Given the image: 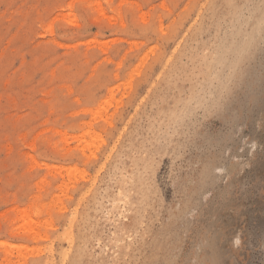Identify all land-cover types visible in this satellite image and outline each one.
Instances as JSON below:
<instances>
[{"label": "rangeland", "instance_id": "374dc122", "mask_svg": "<svg viewBox=\"0 0 264 264\" xmlns=\"http://www.w3.org/2000/svg\"><path fill=\"white\" fill-rule=\"evenodd\" d=\"M246 2L0 0V264H264Z\"/></svg>", "mask_w": 264, "mask_h": 264}, {"label": "bare ground", "instance_id": "6f19581e", "mask_svg": "<svg viewBox=\"0 0 264 264\" xmlns=\"http://www.w3.org/2000/svg\"><path fill=\"white\" fill-rule=\"evenodd\" d=\"M222 1V0H221ZM240 1V0H239ZM215 2V1H214ZM226 2V1H225ZM229 2V4H230V1H227V3ZM259 2H260V0H247V2L246 3H249L248 4V6H246V9H247V17H246V21H244L245 22V24L243 25L244 26V35L245 36H247V35H249V33L250 32H255V28H256V25L257 26H259V24H260V21L261 20H263L264 19V7H263V4H264V2H263V4L261 3V4H259ZM218 3V2H217ZM222 3V2H221ZM238 3V2H237ZM237 3H236V0H233V10H234V15H233V21H234V25L233 26H235L236 27V29H239V23L240 24H242V19H241V17H239V15H238V6H237ZM242 3V2H241ZM245 4V3H244ZM243 4V5H244ZM225 5V4H224ZM212 6V5H211ZM223 6V5H222ZM217 7H218V5H217ZM227 7V6H226ZM240 7H243V6H240ZM222 8V7H221ZM232 8V7H231ZM223 9V8H222ZM221 9V10H222ZM245 9V10H246ZM215 10H216V8H215ZM233 10H231V11H233ZM240 11H241V8L239 9ZM212 11H214V10H212ZM219 11V10H218ZM243 11V10H242ZM215 12V11H214ZM246 12V11H245ZM212 13V12H211ZM210 13V11H209V13H208V15L209 14H211ZM217 13V12H216ZM220 13V12H219ZM218 13V15H220ZM232 13V12H231ZM212 14H214V13H212ZM229 13H227V15H228ZM244 15V14H243ZM211 16V15H210ZM229 16V15H228ZM231 16H232V14H231ZM245 16V15H244ZM208 17V16H207ZM219 19V18H218ZM230 19H232V18H230ZM245 19V18H244ZM211 20V19H210ZM218 21V20H217ZM230 21V20H229ZM209 22V21H208ZM211 22H213V19H212V21ZM219 22V21H218ZM214 23V22H213ZM231 24H232V22H231ZM207 26V25H206ZM209 26H210V23H209ZM208 26V27H209ZM205 28V27H204ZM207 28V27H206ZM205 28V29H206ZM200 30V29H199ZM204 30V29H203ZM202 30V31H203ZM243 32V31H242ZM262 33V32H261ZM250 37H252V36H250ZM263 38V37H262ZM234 41V40H233ZM246 42H244V44H245ZM231 44V43H230ZM254 44V43H253ZM248 45H250V44H248ZM225 46H227V45H225ZM231 46V45H230ZM224 52H226V51H224ZM177 53V52H176ZM211 53V52H210ZM222 53H223V51H222ZM180 54V53H179ZM198 54V53H197ZM215 54H217L216 52L214 53V55ZM218 54H220V53H218ZM225 54V53H224ZM203 55V54H202ZM177 56H180V55H177ZM195 56V55H194ZM193 56V57H194ZM197 56V55H196ZM217 56V55H216ZM223 56V55H222ZM198 57V56H197ZM196 57V58H197ZM202 57V56H201ZM225 57V56H224ZM226 57H227V54H226ZM208 58V57H207ZM215 58H217V57H215ZM214 58V59H215ZM223 58V57H222ZM193 59V58H192ZM212 59H213V57H212ZM213 59V60H214ZM227 59H228V57H227ZM182 61V60H181ZM197 61H199V60H197ZM202 61V60H201ZM206 60H204V62H205ZM216 61H217V59H216ZM215 61V62H216ZM220 61V60H219ZM230 61V60H229ZM184 62V61H183ZM183 62H181V67H182V63ZM196 62V61H195ZM203 62V61H202ZM214 62V61H213ZM221 62V61H220ZM194 63V62H193ZM208 64V63H207ZM211 64H212V62H211ZM214 64V63H213ZM220 64V63H219ZM224 64V63H223ZM221 65V66H223L224 67V65ZM178 65V64H177ZM176 65V66H177ZM184 66H186L185 65V63L183 64ZM209 65V64H208ZM217 65H218V63H217ZM213 66V65H212ZM180 67V68H181ZM184 68H186V67H184ZM207 68H208V70H209V68L210 67H208L207 66ZM179 69V68H178ZM214 69V68H213ZM212 69V70H213ZM179 70H181V69H179ZM221 70H222V67H221ZM220 69H219V71H221ZM184 71V70H183ZM187 71V70H186ZM215 71H217L216 69H215ZM174 72H175V69H174ZM189 72V71H188ZM187 72V73H188ZM194 72V71H193ZM196 72V71H195ZM194 72V73H195ZM206 73H207V70L205 71ZM175 74H176V72H175ZM218 74H220L219 72H218ZM174 75V74H173ZM189 75V74H188ZM207 75V74H206ZM175 76V75H174ZM178 76H179V74H178ZM208 76V75H207ZM209 76H211V75H209ZM176 77V76H175ZM192 77V76H191ZM190 78V77H189ZM195 78V77H194ZM172 79V78H171ZM198 79H200V78H198ZM205 80V79H204ZM170 80H168V82H169ZM175 81V80H174ZM193 81V80H192ZM195 84V83H194ZM194 84L192 85V86H194ZM202 84V83H201ZM219 84L221 85V82H219ZM199 85V84H198ZM200 87V86H199ZM190 89V88H189ZM194 89V88H193ZM197 89H198V86H197ZM214 89V87L212 88L211 87V91ZM220 89H221V87H220ZM195 91H196V89H195ZM198 91H200L199 89H198ZM197 91V92H198ZM214 91V90H213ZM192 92V91H191ZM188 93H190V90H189V92ZM187 93V94H188ZM201 93V92H200ZM213 93V92H212ZM195 94V93H194ZM192 94H190L189 96H191ZM194 96V95H193ZM192 97V96H191ZM191 97H189V99L191 98ZM196 97H198V96H196ZM180 98V97H179ZM193 98H195V96L193 97ZM189 99H185L186 101L187 100H189ZM179 100V99H178ZM182 100V99H181ZM195 100V99H194ZM183 101V100H182ZM193 101V100H192ZM181 102V101H180ZM191 103V102H190ZM199 103V102H198ZM195 104H197V103H195ZM188 105H191V104H188ZM200 105V104H199ZM202 105V104H201ZM173 115V114H172ZM130 141V140H129ZM128 141V142H129ZM134 141H135V139H134ZM133 141V142H134ZM131 142V141H130ZM129 142V143H130ZM135 144V143H134ZM134 144H132V145H134ZM135 146V145H134ZM133 146V147H134ZM126 148H127V146H126ZM132 156V155H131ZM133 157H135V156H133ZM136 159V158H135ZM209 163V162H208ZM207 164V163H206ZM129 166V165H128ZM208 169V168H207ZM205 171V170H204ZM150 173V172H149ZM147 174V173H146ZM205 177V176H204ZM127 179V178H126ZM125 179V180H126ZM136 179V178H135ZM124 180V179H123ZM149 181V180H148ZM132 183V182H131ZM151 183V182H150ZM124 185H127V184H124ZM130 185V184H129ZM128 185V186H129ZM132 188V187H131ZM130 189V188H129ZM128 190V189H127ZM124 191V190H123ZM118 192V191H117ZM120 193V192H119ZM124 193V192H123ZM95 194V193H94ZM121 195H122V192H121ZM117 196V195H116ZM119 196H120V194H119ZM123 196V195H122ZM140 196V195H139ZM151 196V195H150ZM98 197V196H97ZM113 198H115V197H113ZM99 199V198H98ZM122 199H123V197H122ZM150 199V198H149ZM116 200V199H115ZM125 200V199H124ZM124 200H122V201H124ZM128 201V200H127ZM126 201V202H127ZM151 202V201H150ZM116 203H117V201H116ZM128 203V202H127ZM121 204H122V202H121ZM124 204V203H123ZM128 206V205H127ZM146 206H148V205H146ZM115 207V206H114ZM117 207V206H116ZM120 208V207H119ZM127 208V207H126ZM117 209V208H116ZM122 210V209H121ZM124 210V209H123ZM127 210H129L128 208H127ZM181 210V209H180ZM118 211H120L119 209H118ZM130 211V210H129ZM182 215V214H181ZM134 226V225H133ZM132 226V227H133ZM130 228H131V226H130ZM120 231H121V229H120ZM120 231H119V233H120ZM125 234V233H124ZM123 234V235H124ZM116 239V238H115ZM125 239V238H124ZM113 240V239H112ZM111 240V241H112ZM145 240V239H144ZM117 241V240H116ZM115 241V242H116ZM123 241V240H122ZM117 242H119V241H117ZM140 242V241H139ZM117 248H119V247H117ZM114 253V252H113ZM101 256V255H100ZM125 256H126V254H125ZM102 257V256H101ZM107 257V256H106ZM115 258V257H114ZM117 260V259H116ZM126 260V259H125ZM74 263H75V261H73ZM72 262V263H73ZM108 262V261H107ZM73 263V264H74Z\"/></svg>", "mask_w": 264, "mask_h": 264}]
</instances>
